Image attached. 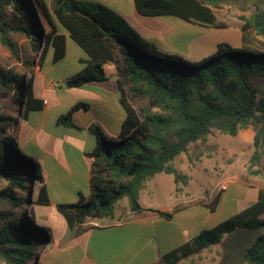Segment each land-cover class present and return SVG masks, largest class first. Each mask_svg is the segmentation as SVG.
Segmentation results:
<instances>
[{
    "label": "trees",
    "instance_id": "obj_1",
    "mask_svg": "<svg viewBox=\"0 0 264 264\" xmlns=\"http://www.w3.org/2000/svg\"><path fill=\"white\" fill-rule=\"evenodd\" d=\"M224 5L241 11V46L216 45L212 56L190 60L159 52L120 14L89 0H57L52 12L43 0H0V43L10 58L30 67L34 60L20 54L14 35L28 40V49L38 47L40 67L52 54V63L66 54V38L58 34V23L67 38L87 59L83 69L65 80L69 88H81L108 80L105 64L116 74L118 105L123 121L117 140L92 123L87 131L95 147L89 171V197L79 195L75 204L58 205L69 230L86 220H112L116 202L126 197L129 211L142 212L139 192L156 174L173 177L176 186L184 182L173 162L186 153L190 144L204 141L214 132L236 136L240 130L253 129L252 153L248 171L261 173L264 146V0H134L142 17L172 16L184 22L208 27H224L214 9ZM0 90L17 103L13 114L0 112V264H44L38 247L50 242V227L28 208L31 183L41 182L40 166L23 154L18 131L26 114L42 108L33 98V79L0 65ZM88 109L74 104L58 123L76 128L73 112ZM22 147V148H21ZM257 167L256 169H254ZM26 196H22V194ZM38 205L47 202L43 191ZM27 207L30 218L19 214ZM166 219L171 213L155 211ZM95 229H98L96 227ZM260 232L243 253L245 264H264V191L257 199L211 228L200 230L188 241L164 253L150 264H179L236 231Z\"/></svg>",
    "mask_w": 264,
    "mask_h": 264
},
{
    "label": "rangeland",
    "instance_id": "obj_2",
    "mask_svg": "<svg viewBox=\"0 0 264 264\" xmlns=\"http://www.w3.org/2000/svg\"><path fill=\"white\" fill-rule=\"evenodd\" d=\"M121 1L126 10V17H131L129 12L134 10L133 1ZM249 12L241 11L237 7L229 5L215 8L214 13L217 19L223 22L225 26L202 27L194 25L188 29L189 31L178 30L176 36L174 34L176 37L174 42L177 41L174 45L175 50L184 52L187 40L191 45L193 55L197 53L194 49L207 51L215 48L220 42L235 46L241 44L240 17L247 16ZM138 17L140 19L138 18L137 21L146 23L147 29L152 28L153 30L168 28L165 25L168 22H180L179 19L172 16ZM13 39L17 43L20 54L29 60H34V64L29 68L18 64L10 58L9 52L0 43V65L6 69L14 68L17 73L24 75L26 81L38 68L36 63L39 59L38 47H34V53H32L28 49L27 38L14 35ZM179 54V57L184 58L182 53ZM212 55L200 60L207 59ZM85 59L87 56L84 52L68 40L66 42V54L61 61L53 64L52 54L43 61L42 71L48 72L47 80L57 84V87L59 86L56 89H49L46 86V96L51 101L52 106L48 113L46 132L52 136L53 141L61 135V131L57 128L54 120L62 107L55 106V104L71 96H87L94 90L91 85L73 88L70 92L65 90L67 86H65L64 80L81 71L84 67L82 61ZM104 69L108 79L112 80L113 66L105 64ZM61 88L63 90L60 91ZM98 92L104 96L110 95V91L107 89ZM16 106L17 103L13 101L12 96L8 92L0 90V112L13 114ZM14 117L19 123L21 122L22 119L18 118L16 114ZM11 134L19 138L18 131L11 132ZM253 134V129L250 126L245 130H240L234 137L214 132L204 141L190 144L187 152L176 157L173 162L174 168L184 176V182L174 185L172 193L169 189L173 186L171 176L157 174L149 179L146 183V191L144 190L145 192L142 191V193L150 192L153 194L156 191L155 186H159L160 195L166 197V203L168 200V204L172 205L168 213H171L172 217L176 215L172 222L164 218L150 219L147 216L140 217L131 213L120 216L123 212L122 208L128 207V203L125 202L127 199L124 197L115 204L114 220H86L80 225L73 224L71 230L68 227L67 229H58L57 225L51 226L50 242L46 246L38 247L41 261L44 264H87L86 258H88L97 264H119L124 262L126 257L137 252V258L132 264H146L158 250L154 244L159 243L160 252H166V250L175 248L182 243L184 239L179 234L180 225L191 229V237L200 230L211 228L232 216L254 202L258 193L264 191V146L260 164L261 173L253 175L247 169L252 153ZM22 150L24 155L30 156L25 148ZM61 164L60 160H57L54 174L56 180L60 178L59 186L49 185L47 188L50 203L54 205L77 201L74 198L77 192L73 183L74 175L68 173L67 168ZM163 177L167 178L164 179ZM30 187L32 201L28 203V208L33 210L34 215H38L41 208L37 202L40 183H31ZM80 190L84 195L89 196L87 183ZM22 196L25 197L26 195L23 193ZM162 206H166V204L162 203ZM149 208L157 207L151 205ZM18 211L19 214L22 213L30 218L25 205H21ZM51 217L54 221L57 217L62 219L61 214L56 209ZM96 227L103 228L94 229ZM91 229H94L93 236L86 252L84 237ZM259 234L260 232L242 230L227 234L221 243L210 246L199 254L184 259L179 264H245L243 253ZM139 248H141L140 252L138 251ZM32 263L33 261L30 262V264Z\"/></svg>",
    "mask_w": 264,
    "mask_h": 264
},
{
    "label": "crops",
    "instance_id": "obj_3",
    "mask_svg": "<svg viewBox=\"0 0 264 264\" xmlns=\"http://www.w3.org/2000/svg\"><path fill=\"white\" fill-rule=\"evenodd\" d=\"M43 1L46 3L49 11L52 12L57 0H43ZM89 1L99 2L109 7L116 13L120 14L122 17H124L127 20V22L137 32H139V34L143 38L152 42L155 45L156 49L161 53L173 54L178 56L180 55L179 53H182L184 58L197 61L207 57L208 55L213 54L215 51V48H212L207 51L194 49L197 51V53L193 55L191 51L192 48L190 47L191 45H189L188 40L185 43L184 52H181L180 50H175L174 45L176 44L177 41L174 42L175 41L174 39L176 38L175 37L176 32L178 30H184V29L188 30L191 26L199 25V24L188 23L179 19L180 20L179 23H175V22L166 23L165 25L168 26V28L166 29L164 28H156L154 30L152 28L147 29L148 25L146 23H142V21L140 22L137 21L139 15L136 13L134 0H132L134 10L133 11L131 10L129 12L131 17L127 16L128 18L125 15L126 10L121 0H89ZM142 18H148V17H142ZM55 26L57 29V33L64 35L67 42L69 39L67 38V34L65 33V31L58 23H55ZM199 26L208 27L203 25H199ZM240 41H241V33H240ZM231 46L240 47L241 44L237 46L235 45H231ZM42 65L43 63L41 64L40 67L37 65L38 68L35 69V71L31 75L33 79V98L36 100H40L42 102V108L38 111L28 112L26 114L25 119L21 120L18 126L19 140L23 145V147L28 151L30 156L35 161H37L40 166V177H41L40 191L44 192L47 202L44 205L40 206L41 207L39 211L40 213H38V215L41 218H37V219L46 223L50 228L51 226L53 227V225H57L58 229L59 228L67 229L66 222L63 217H61L62 219H60V217H57L56 218L57 222L54 221L51 217L55 209L57 210L58 205H54L50 203L47 188L49 185L59 186L58 184L60 182V178H57L56 180L54 175L56 171L55 170L56 162L57 160H60V162L62 163L61 165L67 168V172L70 173L71 175H74L73 183H74V187L77 188L76 189L77 192L76 195H74V198H76L78 201L79 195L83 194L80 188L82 186H85L86 183L88 185V191H89V171H90L92 159L88 157L87 154L92 152L95 147L94 139L87 131L88 127L92 123H96L103 129V131L107 136H109L114 140H117L120 133V126L123 121V113L118 105L116 74L113 68V72L111 75L112 80L108 79L104 83L90 84L94 90L91 91L89 95L83 97L71 96L55 104V106L62 107L60 112L55 116V120H54L56 122L57 128L61 131V135H59L57 139L53 141L52 136L49 133L47 134L46 132L48 113L50 108L52 107L51 101L46 96V90H47L46 86H48L49 89H56L59 86L57 87V84H54L53 82H49L47 80L48 72L42 71V67H43ZM64 84H65V80H64ZM72 89L73 88H69V87L65 88V90L69 92ZM104 89L110 91L109 96H104L103 94H100L98 92ZM61 90L63 89L61 88L60 91ZM78 102H83L87 104L88 109L85 110L81 108L73 112L71 121L77 127V129L66 127L63 124L58 123L59 118L62 117L67 111L71 109V107L74 104ZM160 174H164V173H160ZM163 178L166 179L167 177H163ZM148 181L149 180H147L146 183ZM172 182H173V177H172ZM146 183L144 188L139 192V203L142 207V212L139 214H133L129 211V207L127 208L124 207L122 208L123 212L120 214V216L128 215L131 213L136 216H140V217L147 216L150 219H153V218H162L158 216L155 213V211H162L167 213L169 212L170 206L172 205L168 204L169 203L168 200L166 203L165 201L166 197H162V195H160L161 192H159V186H155L156 191L153 194H151L150 192L142 193V191H144L146 188ZM173 187H174V183L173 186L169 188L171 193ZM89 195H90V191H89ZM85 196L89 197L87 195ZM77 201L73 203H63L62 205L75 204L77 203ZM125 202L128 203V199ZM162 203L166 204V206H162ZM151 205H155L157 208H149L151 207ZM175 216L168 221L172 222ZM58 218L59 220H57ZM112 220H114V217ZM98 228L101 229L103 227L101 228L98 227ZM94 229H91L90 232H87L84 237L86 252L88 251ZM190 233H191V229L189 227H184L183 225H180L179 234L181 235L182 239H184L181 244L185 243L192 237V236L190 237L191 235ZM158 244L157 245L154 244L155 248L158 250H156L155 252L156 254L154 255V257L146 264L152 263L164 253L174 249L172 248L170 250L169 249L166 250V252H160L161 247ZM142 246L146 247L144 245ZM140 250L141 248L138 249L139 252ZM136 256H137V252L136 254L134 253V255L130 257L129 256L126 257L124 262L119 264H132L136 260L137 258ZM86 263L97 264L95 261H92L91 259L88 258H86Z\"/></svg>",
    "mask_w": 264,
    "mask_h": 264
}]
</instances>
